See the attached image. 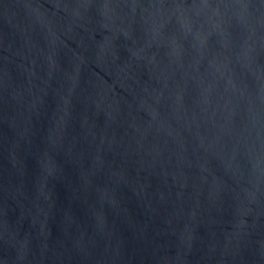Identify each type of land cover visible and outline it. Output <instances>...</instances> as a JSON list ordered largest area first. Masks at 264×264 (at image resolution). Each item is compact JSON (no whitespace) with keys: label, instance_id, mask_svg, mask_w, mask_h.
<instances>
[{"label":"water","instance_id":"obj_1","mask_svg":"<svg viewBox=\"0 0 264 264\" xmlns=\"http://www.w3.org/2000/svg\"><path fill=\"white\" fill-rule=\"evenodd\" d=\"M0 264H264V0H0Z\"/></svg>","mask_w":264,"mask_h":264}]
</instances>
